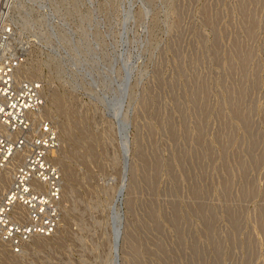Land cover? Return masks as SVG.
<instances>
[{
  "label": "rangeland",
  "instance_id": "obj_1",
  "mask_svg": "<svg viewBox=\"0 0 264 264\" xmlns=\"http://www.w3.org/2000/svg\"><path fill=\"white\" fill-rule=\"evenodd\" d=\"M13 2L66 190L0 264H264V0Z\"/></svg>",
  "mask_w": 264,
  "mask_h": 264
},
{
  "label": "built area",
  "instance_id": "obj_2",
  "mask_svg": "<svg viewBox=\"0 0 264 264\" xmlns=\"http://www.w3.org/2000/svg\"><path fill=\"white\" fill-rule=\"evenodd\" d=\"M13 16V0H0V172L13 170L12 185L0 196V242L19 253L35 236L57 231L63 180L54 157L59 135L42 116V89L18 77L28 47ZM6 22L14 30L4 31Z\"/></svg>",
  "mask_w": 264,
  "mask_h": 264
},
{
  "label": "bare ground",
  "instance_id": "obj_3",
  "mask_svg": "<svg viewBox=\"0 0 264 264\" xmlns=\"http://www.w3.org/2000/svg\"><path fill=\"white\" fill-rule=\"evenodd\" d=\"M4 1V0H3ZM6 1V0H5ZM7 2V1H6ZM4 28H3V30L4 31H6L7 30V28H8V26H10L9 28H10V30L12 31V30H14L13 29V26L12 25H8V23L6 22V23H4ZM243 61H245V60H243ZM22 65V64H21ZM18 77H19V79L21 80V81H24V80H29L28 79V77L27 76H23V74H22V70L20 71V73H19V75H18ZM30 81V80H29ZM36 83V82H35ZM40 86V85H39ZM43 98V97H42ZM43 103H44V99H43ZM46 104V103H45ZM44 104V105H45ZM44 107H46V106H44ZM239 107V106H238ZM51 109V108H50ZM238 109H240V108H238ZM48 111H49V109H48ZM48 111H47V108H43V113H42V116L43 117H48L49 119H50V121L53 123V125H54V128L57 130V128H56V124H55V121L53 120V115H52V117H51V113L49 114L48 113ZM241 112V111H240ZM236 114V113H235ZM242 114V113H241ZM238 115H239V113H238ZM56 117V116H55ZM57 123V122H56ZM60 129V128H59ZM59 133V132H58ZM62 133V132H61ZM59 135V141H61V136H60V134H58ZM125 150H126V148H125ZM56 153V152H55ZM54 153V154H55ZM55 157H56V155H55ZM61 169V168H60ZM60 172H61V175L63 176L62 177V180H63V186H62V200H63V197L65 196L64 194H65V187H64V175L65 174H63L64 172H62V170H60ZM12 181H13V170H5V171H2V172H0V196H2L3 194H5L8 190H9V188L11 187V185H12ZM65 199V198H64ZM60 224V223H59ZM59 226V225H58ZM116 236H115V241L118 239V236H119V230L116 228ZM48 237H44V236H37V237H35L33 240H31L33 243H35V244H44V242H45V240L47 239ZM30 241V242H31ZM30 242H28L27 244H25L24 246H23V249L24 248H26L28 245H30ZM31 242V243H32ZM117 242V241H116ZM5 246V245H4ZM6 246H8V245H6ZM117 247V246H116ZM116 247L114 246V253H116L115 252V250H117L116 249ZM117 254V253H116ZM115 254V255H116Z\"/></svg>",
  "mask_w": 264,
  "mask_h": 264
}]
</instances>
